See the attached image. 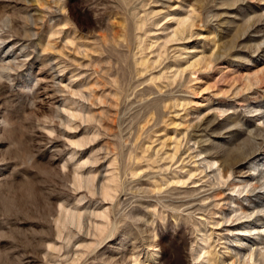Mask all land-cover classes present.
<instances>
[{
	"label": "rangeland",
	"instance_id": "rangeland-1",
	"mask_svg": "<svg viewBox=\"0 0 264 264\" xmlns=\"http://www.w3.org/2000/svg\"><path fill=\"white\" fill-rule=\"evenodd\" d=\"M0 264H264V0H0Z\"/></svg>",
	"mask_w": 264,
	"mask_h": 264
}]
</instances>
